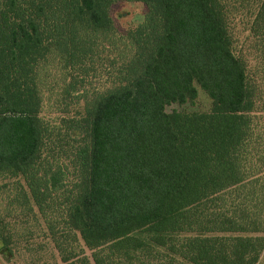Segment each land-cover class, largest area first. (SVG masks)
<instances>
[{
	"label": "trees",
	"instance_id": "trees-1",
	"mask_svg": "<svg viewBox=\"0 0 264 264\" xmlns=\"http://www.w3.org/2000/svg\"><path fill=\"white\" fill-rule=\"evenodd\" d=\"M122 2L146 13L118 34L111 8ZM109 52L111 86L74 96ZM55 65L69 78L63 98L83 102L64 121L65 145L41 116ZM197 89L208 113L165 112ZM247 97L223 0H0V253L14 254L7 218L22 215L40 217L62 264H90L82 246L92 264L140 251L139 234L160 245L183 211L230 185Z\"/></svg>",
	"mask_w": 264,
	"mask_h": 264
},
{
	"label": "rangeland",
	"instance_id": "rangeland-1",
	"mask_svg": "<svg viewBox=\"0 0 264 264\" xmlns=\"http://www.w3.org/2000/svg\"><path fill=\"white\" fill-rule=\"evenodd\" d=\"M223 1L228 6L236 53L245 63L248 88L247 110L237 117L235 142L227 157L230 185L183 211L160 245L150 241L147 235L139 234L144 249L113 257L103 252V264H230L242 260L246 264L248 253L250 258L257 254L255 264H264V245L260 249L257 244V241L264 244V3L263 0ZM145 13L142 3L114 4L111 17L117 33L135 29ZM115 57V52L103 53L95 73L87 77L79 86L80 92L73 95L100 93L111 86L110 60ZM47 72L50 86H46L48 91L44 93L41 116L53 129V138L63 139L59 144L65 145L64 121L80 116L83 102L63 98V87L69 78L60 67L50 66ZM197 90L194 103L171 104L166 106L165 112L208 113L211 100ZM65 164L69 166V161L65 160ZM4 206L1 199L0 209ZM36 218L8 216L18 243L11 257L0 253V264H62L46 226L38 215ZM79 244L82 246L80 241ZM82 248L92 264L93 252Z\"/></svg>",
	"mask_w": 264,
	"mask_h": 264
}]
</instances>
